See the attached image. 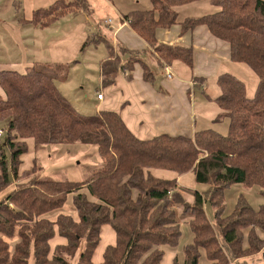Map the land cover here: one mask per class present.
<instances>
[{"label":"trees","instance_id":"obj_1","mask_svg":"<svg viewBox=\"0 0 264 264\" xmlns=\"http://www.w3.org/2000/svg\"><path fill=\"white\" fill-rule=\"evenodd\" d=\"M151 1L152 10L134 11L125 18L162 62L181 61L192 68L194 54L192 49L159 44V28L179 24L185 35L206 27L230 45L233 62L248 65L257 75L254 98L247 97L245 84L236 77L221 75L222 94L216 102L224 111L220 118L230 121L226 136L205 130L194 137L163 134L141 140L115 111L79 113L59 92L57 77L48 69V73L37 66L28 73L0 71L5 94H0V122L6 123L0 139V191L10 185L11 172L16 180L29 181L0 202V264H29L31 255L34 264H72L81 249L77 264H95L103 226L115 231L117 243L107 248L102 264H161L164 247H178L183 235L179 209L190 218L194 236L193 244L184 249L183 264H200L202 250L211 264H248V258L261 253L264 260V239L258 234L264 233V205L256 210L242 196L235 211L225 216L229 187H259L264 196V0H210L219 12L182 22L176 7L205 0ZM88 9L86 0H57L34 11L29 24L46 29ZM88 42L101 40L89 37ZM106 46L108 58L101 63L104 87L115 85L119 74L130 73L136 62L142 64L145 78H152L146 64L130 58L124 65L112 46ZM67 71L64 67L57 71L63 81ZM28 140L37 148L95 146L101 167L85 182L33 178L42 170L39 166L20 175ZM152 170L178 176L193 173L196 184L208 189L195 192L189 203L176 179L157 178ZM70 204L78 218L66 212ZM207 204L214 210V221L208 218ZM57 229L68 244L52 255L50 242ZM15 240L18 243L12 246Z\"/></svg>","mask_w":264,"mask_h":264},{"label":"crops","instance_id":"obj_2","mask_svg":"<svg viewBox=\"0 0 264 264\" xmlns=\"http://www.w3.org/2000/svg\"><path fill=\"white\" fill-rule=\"evenodd\" d=\"M86 1L89 4L88 10L80 11L77 15L66 16L50 27L63 22L69 17L84 18V22H87L86 24L91 22L93 24H90L92 25L91 29L85 27L81 31L82 39H89L88 34L92 33V38L95 37L101 40V43L96 42L97 44H95L98 46L101 44L105 48L102 62L108 58L106 46L108 43L121 57L124 65L128 63L130 58L141 61L148 66L152 78L147 80L142 64L136 62L130 73L121 72L119 74L115 85L104 87L101 64L98 66V73L97 65H93L90 73L95 72V74L99 75L100 81L97 99L86 100V105H83L80 111L87 114L115 111L120 114L126 126L134 135L141 140L153 139L163 134L194 137L196 132L205 130H214L224 136L228 134L230 121L227 117L220 118L224 111L216 102L217 98L222 94L218 85L219 77L224 74H231L243 82L249 99L254 98L259 84L257 75L248 65L232 61L228 43L215 38L206 27L197 28L185 35H182V28L179 24L169 29L159 28L156 32L159 44L192 49L194 54V66L192 68H189L181 61H175L168 65L162 62L153 49L132 30L125 18L134 11L152 10L153 4L151 0ZM203 2L206 1L176 7L178 21L182 22L189 17H200L207 14V11L199 7V4ZM27 24L29 27H33L29 24V20H27ZM33 28L41 29L38 27ZM123 50L128 51V53H123ZM129 52L132 54H129ZM56 53H58L57 48L54 49V54ZM166 65L171 68L174 75L173 79L167 78ZM17 66L20 67L21 65ZM47 67L50 75L57 77L55 85L67 100L60 84L67 83L71 70L72 72L78 71L80 66L77 65L73 69L63 65H48ZM60 67L68 68L65 81L61 79V74H56ZM98 93H103V100L98 99ZM93 102L95 103L94 105L92 104ZM69 103L74 106L72 101ZM91 162L95 167H101L97 150L96 156H91ZM151 173L160 179H176L178 188L189 203L193 202L195 192H203L195 190L197 188L193 173L183 176H178L174 172L165 170H152ZM186 186L193 192L192 200L185 196L184 190ZM66 212L78 218L72 204L67 205ZM207 215L209 218L208 213ZM177 217L180 224L181 222L189 223V218L183 216L180 209ZM182 233V238H185L182 243L180 242L182 245L179 249L182 250L180 252L183 253V258L177 257L172 251H168L171 247H164V257L161 264L166 261L168 264L184 263V249L193 244L194 236L186 227ZM16 243H18V240L13 241L11 245L14 246ZM116 243L117 236L115 231L110 226H103L101 242L95 252L93 262L95 264L104 263L105 251L108 247L115 246ZM67 244V239L61 237L57 229L55 238L50 242L52 255L58 247H63ZM81 251L82 249L79 250L72 264L78 263Z\"/></svg>","mask_w":264,"mask_h":264},{"label":"rangeland","instance_id":"obj_3","mask_svg":"<svg viewBox=\"0 0 264 264\" xmlns=\"http://www.w3.org/2000/svg\"><path fill=\"white\" fill-rule=\"evenodd\" d=\"M56 1L0 0V71L13 70L19 72L20 70L21 73H28L37 66L47 72L48 65L69 66L71 69L79 65L78 71L72 72L71 70L68 82L60 85L67 100L73 102V107L79 113L85 116H94L96 114H87L80 111L82 106L86 105V100L97 99V91L100 88L99 75L95 72L90 73V70L93 69V65H97L98 73V66L103 60L105 48L101 44L98 46L97 43H89L88 38L82 39L83 35L81 33L85 27L91 29L92 25L90 24L93 23L86 24L84 18L69 17L63 22L46 29H35L27 24V20L32 19L35 10L47 8ZM205 1L199 4L200 6L198 5L200 9L207 11V14L202 16L212 15L220 11V8L210 0ZM91 34H88L89 37H92ZM86 42L88 44L85 50L81 51ZM55 48L58 49L56 54H54ZM17 65L21 66L18 67ZM61 73L57 72V74ZM0 94L5 97L1 88ZM5 125V122H0V131L3 134ZM2 136L0 139H3L4 136ZM27 142L29 152L21 158L20 175L25 171H31L35 166H39L42 170L33 178L83 182L90 180L93 174L100 169L91 162V156H96L97 148L95 146L77 143L37 148L32 140ZM10 180V185L5 190L0 191V202L15 190L29 183L28 180H16L12 172ZM196 188L195 190L206 191L208 186L196 184ZM184 193L186 198L189 197L192 200L193 192L189 190L188 186L185 187ZM242 196L256 210L264 205V196L259 187L246 188L243 185H233L225 191L226 217L235 211L238 200ZM206 212L209 214L210 220L214 221V211L210 204L206 205ZM180 226L182 232L186 227L191 233L188 223L181 222ZM247 234L248 230L245 233V240ZM258 234L261 239H264L263 232L258 230ZM184 238L181 239V243ZM181 243L178 247L170 248L171 250L168 251H172L177 257L183 258V253L180 252L182 250L179 249ZM245 246H247V241H245ZM247 262L248 264H264L262 253L248 258ZM33 263L34 257L31 255L29 264ZM164 264H168V262L166 261ZM200 264H211L203 250L201 251Z\"/></svg>","mask_w":264,"mask_h":264},{"label":"built area","instance_id":"obj_4","mask_svg":"<svg viewBox=\"0 0 264 264\" xmlns=\"http://www.w3.org/2000/svg\"><path fill=\"white\" fill-rule=\"evenodd\" d=\"M108 23H110V22H108ZM165 70H166V73H167V78H168V79H173L174 75H173V73H172L171 68H170L168 65L165 66ZM98 99H99V100H102V99H103V94H98ZM2 135H3V133H2V131H0V137H1ZM172 196H173V192L170 191V192H169V198H172Z\"/></svg>","mask_w":264,"mask_h":264},{"label":"bare ground","instance_id":"obj_5","mask_svg":"<svg viewBox=\"0 0 264 264\" xmlns=\"http://www.w3.org/2000/svg\"><path fill=\"white\" fill-rule=\"evenodd\" d=\"M98 94H103V93H98ZM103 98H104V95H103ZM103 100V99H102ZM173 195H174V192H173ZM173 197V196H172Z\"/></svg>","mask_w":264,"mask_h":264}]
</instances>
